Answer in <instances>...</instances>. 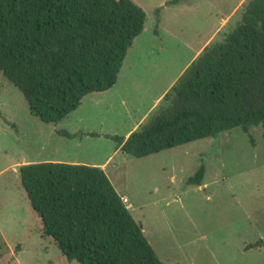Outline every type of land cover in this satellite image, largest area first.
<instances>
[{"label":"rangeland","instance_id":"1","mask_svg":"<svg viewBox=\"0 0 264 264\" xmlns=\"http://www.w3.org/2000/svg\"><path fill=\"white\" fill-rule=\"evenodd\" d=\"M131 1L146 22L116 85L86 96L57 125L32 116L0 73V264H78L68 263L44 236L20 186L18 168L39 162L103 165L163 264H264L263 247L244 250L264 241L260 128L250 129L251 142L235 129L143 159L120 152L104 137H124L142 117L146 121L193 57L236 28L250 0H183L176 6H166L169 0ZM57 131L78 136L69 140ZM201 160L202 185L186 186Z\"/></svg>","mask_w":264,"mask_h":264},{"label":"trees","instance_id":"2","mask_svg":"<svg viewBox=\"0 0 264 264\" xmlns=\"http://www.w3.org/2000/svg\"><path fill=\"white\" fill-rule=\"evenodd\" d=\"M145 22L131 0H0V73L32 116L57 125L86 96L116 85ZM252 128L261 129L264 141V0L248 2L236 28L190 62L127 139L104 137L143 159L235 129L250 139ZM200 162L186 186L202 185ZM16 172L44 236L68 263L163 264L101 168L39 162ZM260 247L262 240L244 250Z\"/></svg>","mask_w":264,"mask_h":264},{"label":"crops","instance_id":"3","mask_svg":"<svg viewBox=\"0 0 264 264\" xmlns=\"http://www.w3.org/2000/svg\"><path fill=\"white\" fill-rule=\"evenodd\" d=\"M224 20H223V18H221V23L223 22ZM223 26H222V24H220V26L218 27V29L214 32V33H219L220 32V29L222 28ZM214 39V38H213ZM200 53V52H199ZM199 53H197L194 57H193V59H192V61L199 55ZM191 61V62H192ZM190 64V63H189ZM162 97L164 96V95H161ZM160 96V97H161ZM159 100V99H158ZM156 101V100H155ZM158 104V102H154V105L153 106H155V105H157ZM152 106V107H153ZM151 107V108H152ZM144 122V117H142V119H140L137 123H136V125H134L129 131H128V133H126L125 134V136H124V139H127L128 138V136L132 133V132H134L138 127H139V125H141L142 123ZM100 168L104 171V166L102 165V166H100ZM123 198V197H122Z\"/></svg>","mask_w":264,"mask_h":264},{"label":"built area","instance_id":"4","mask_svg":"<svg viewBox=\"0 0 264 264\" xmlns=\"http://www.w3.org/2000/svg\"><path fill=\"white\" fill-rule=\"evenodd\" d=\"M121 200H122L123 204H125V205L128 203L127 199H125V198H121Z\"/></svg>","mask_w":264,"mask_h":264},{"label":"water","instance_id":"5","mask_svg":"<svg viewBox=\"0 0 264 264\" xmlns=\"http://www.w3.org/2000/svg\"><path fill=\"white\" fill-rule=\"evenodd\" d=\"M139 228L142 229L141 226Z\"/></svg>","mask_w":264,"mask_h":264}]
</instances>
